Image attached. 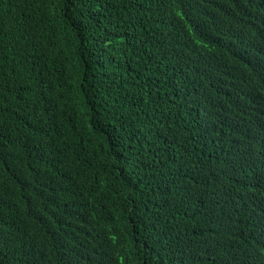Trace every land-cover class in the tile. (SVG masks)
Here are the masks:
<instances>
[{
	"label": "trees",
	"instance_id": "16d2710c",
	"mask_svg": "<svg viewBox=\"0 0 264 264\" xmlns=\"http://www.w3.org/2000/svg\"><path fill=\"white\" fill-rule=\"evenodd\" d=\"M0 264H264V0H0Z\"/></svg>",
	"mask_w": 264,
	"mask_h": 264
}]
</instances>
